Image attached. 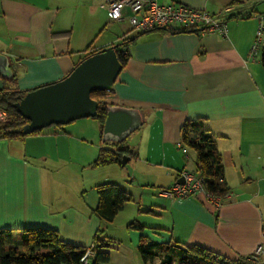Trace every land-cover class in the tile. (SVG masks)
Wrapping results in <instances>:
<instances>
[{
	"label": "crops",
	"instance_id": "crops-1",
	"mask_svg": "<svg viewBox=\"0 0 264 264\" xmlns=\"http://www.w3.org/2000/svg\"><path fill=\"white\" fill-rule=\"evenodd\" d=\"M143 1L206 11L225 23L227 33L138 34L127 22L110 21L105 0H0V54L15 79L11 89L57 83L86 56L127 40L128 60L103 102L138 110L144 120L135 131L140 141L122 146L135 154L126 163L129 173L119 170L126 165L94 166L101 150L114 149L101 141L96 119L0 140V230L16 231L18 238L22 229H49L84 248L96 236L109 245L106 264H160L174 246L259 264L250 258L264 242V57L261 50L251 59L250 47L264 0ZM187 122L201 125L221 157L230 191L218 206L203 195H161L182 171L197 173L196 155L181 140ZM103 184L131 197L112 222L93 212ZM132 222L143 231L129 229ZM141 240L159 248L151 263L137 251Z\"/></svg>",
	"mask_w": 264,
	"mask_h": 264
},
{
	"label": "trees",
	"instance_id": "trees-1",
	"mask_svg": "<svg viewBox=\"0 0 264 264\" xmlns=\"http://www.w3.org/2000/svg\"><path fill=\"white\" fill-rule=\"evenodd\" d=\"M251 16V12L240 15V18ZM169 32H196V30H168ZM123 41L120 45L125 44ZM115 52L123 68L128 60V55L118 50ZM128 45V41H127ZM90 54L86 58L92 56ZM264 57V49L263 55ZM81 60V62L83 61ZM80 62V63H81ZM14 77L11 82H3L0 89V109L3 110L7 119L0 123V140L2 139H23L27 136L39 134L36 131L28 135L22 133V128L28 123L14 109V104L20 98L31 91H18L11 89L14 84ZM42 88V87H40ZM38 89V88H37ZM35 89V90H37ZM91 99L97 102L98 109L94 118L101 124L103 129L106 118V104L103 99L104 91L91 93ZM102 134V133H101ZM193 135V136H192ZM182 144L193 151L196 155L197 173L204 180L205 189L214 197L223 199L229 194V188L224 182L223 167L221 157L217 151L214 139L208 136L201 125L196 122H187L181 129ZM122 144H113V150H101L94 166L102 167L113 164L120 165L123 157L132 158L135 154L123 148ZM98 204L93 211L105 222H112L116 215L123 209L126 203L131 201L129 194L121 191L116 185L103 184L97 187ZM128 228L135 231H143V227L137 222H132ZM16 231L0 230V264H80V259L85 255L86 248L74 246L63 242L56 231L42 228H28L19 230L18 238L14 235ZM92 264H106L109 261V245L95 236L93 239ZM159 249L154 243L142 241L137 247L144 263H151L155 258V251ZM47 251V253H42ZM160 264H237L229 262L227 259L205 250L198 246L179 247L174 246L165 250V257Z\"/></svg>",
	"mask_w": 264,
	"mask_h": 264
},
{
	"label": "water",
	"instance_id": "water-1",
	"mask_svg": "<svg viewBox=\"0 0 264 264\" xmlns=\"http://www.w3.org/2000/svg\"><path fill=\"white\" fill-rule=\"evenodd\" d=\"M121 69L115 49L108 48L83 60L63 80L27 93L14 104L16 112L28 121L22 133L28 135L50 126L94 118L98 104L91 99V93L109 89ZM0 78L6 82L13 79L9 61L1 54ZM143 123L138 110L107 106L101 141L122 144ZM129 160L123 157L120 166L124 167ZM183 183L180 177L176 184Z\"/></svg>",
	"mask_w": 264,
	"mask_h": 264
},
{
	"label": "built area",
	"instance_id": "built-area-1",
	"mask_svg": "<svg viewBox=\"0 0 264 264\" xmlns=\"http://www.w3.org/2000/svg\"><path fill=\"white\" fill-rule=\"evenodd\" d=\"M106 10L110 21L116 23L127 22L134 32L138 34L155 30H198L205 33H227L223 21L217 20L206 11L195 10L182 4L160 5L155 1L143 0H105ZM264 49V18L261 19L250 47V58L254 59ZM108 90V89H107ZM7 119L6 113L0 109V123ZM183 153H187L184 146ZM183 184H175L167 190L161 191L165 197L189 198L203 195L214 206L219 205V199L212 196L204 186V180L198 173L184 170L180 173ZM93 243L86 248L85 255L80 264H89L88 260L94 257ZM250 260L264 263V242L259 244Z\"/></svg>",
	"mask_w": 264,
	"mask_h": 264
},
{
	"label": "rangeland",
	"instance_id": "rangeland-1",
	"mask_svg": "<svg viewBox=\"0 0 264 264\" xmlns=\"http://www.w3.org/2000/svg\"><path fill=\"white\" fill-rule=\"evenodd\" d=\"M196 31H198V30H196ZM126 43L125 44H122V45H120L119 46V48H120V51H122L123 52V54H127V40H124ZM138 132V131H137ZM137 132H135L133 135H131V136H129V138L126 140V142H124L125 144H133V145H135V144H137L140 140H138V134L139 133H137ZM112 145V147L115 149L116 147L113 145L114 143H111ZM192 155V154H191ZM131 168H132V165H126L125 166V168L124 169H119V170H123L122 172L123 173H125V172H130L131 171ZM94 194H96L95 192H93ZM135 198H133L134 199V204L132 205V206H134V210H136L137 209V203H138V198H137V196H134ZM140 197V196H139ZM133 208V207H132Z\"/></svg>",
	"mask_w": 264,
	"mask_h": 264
}]
</instances>
